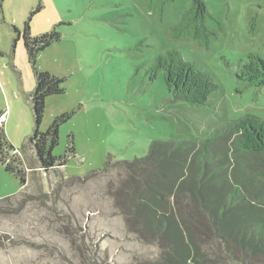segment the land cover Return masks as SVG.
I'll return each instance as SVG.
<instances>
[{
	"label": "rangeland",
	"instance_id": "obj_1",
	"mask_svg": "<svg viewBox=\"0 0 264 264\" xmlns=\"http://www.w3.org/2000/svg\"><path fill=\"white\" fill-rule=\"evenodd\" d=\"M161 2L0 1V126L29 181L38 177L47 190L48 179H56V171L46 174L33 151L23 146L34 128L29 93L35 77L22 39L14 42L13 26L21 28L37 4L31 34L56 28L60 39L38 52L36 65L64 77V91L45 99L39 129L45 130L55 115L74 110L61 124L52 149L62 155L72 135L75 155L61 168L66 176L100 168L108 156L142 157L153 140L202 138L225 119L247 113L264 119V85L245 83L234 73L236 61L246 59L249 51L264 57V0H205L222 24L209 48L170 36L171 25L191 0ZM172 47L212 73L218 89L205 103L173 98L161 72L150 77L155 56ZM19 189L18 179L0 163V198ZM72 198L77 218L87 224L84 240L81 233L74 235L80 248L70 247L61 220L43 219L35 210L0 211V264H152L160 259L162 247L125 231L123 218L108 205L104 212H90L84 193ZM198 241L200 260L203 256L209 264H247L227 259L216 240Z\"/></svg>",
	"mask_w": 264,
	"mask_h": 264
},
{
	"label": "trees",
	"instance_id": "obj_2",
	"mask_svg": "<svg viewBox=\"0 0 264 264\" xmlns=\"http://www.w3.org/2000/svg\"><path fill=\"white\" fill-rule=\"evenodd\" d=\"M38 9L40 4L30 10L21 28L13 26L14 42L22 39L35 77L29 93L34 128L23 146L33 151L46 174L56 171V179H48L47 190L38 177L29 181L0 126V163L20 183L18 191L0 198V211L35 210L43 219L61 220L70 247L77 249L74 235L81 233L84 240L87 224L77 218L72 197L81 192L88 198V211L104 212L108 205L123 218L125 231L143 243L162 247L160 259L152 264H209L198 253V239L204 238L221 244L227 259L264 263V119L251 113L225 119L202 138L153 140L142 157L108 156L100 168L83 176H66L61 168L75 155L72 135L62 155H54L52 149L58 144L61 124L74 110L55 115L45 130L39 129L45 99L64 91V77L36 65L38 52L60 39L56 28L31 34L30 20ZM221 31L220 20L205 0H191L171 25L170 36L209 48ZM158 72L175 99L203 104L218 89L212 73L185 59L177 48L155 56L150 77ZM234 73L238 80L263 86L264 57L249 51L246 59L236 61Z\"/></svg>",
	"mask_w": 264,
	"mask_h": 264
}]
</instances>
